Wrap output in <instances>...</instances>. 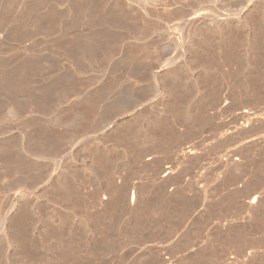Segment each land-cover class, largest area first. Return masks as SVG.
Returning <instances> with one entry per match:
<instances>
[{
  "label": "rangeland",
  "instance_id": "1",
  "mask_svg": "<svg viewBox=\"0 0 264 264\" xmlns=\"http://www.w3.org/2000/svg\"><path fill=\"white\" fill-rule=\"evenodd\" d=\"M263 14L0 0V264H264Z\"/></svg>",
  "mask_w": 264,
  "mask_h": 264
},
{
  "label": "bare ground",
  "instance_id": "2",
  "mask_svg": "<svg viewBox=\"0 0 264 264\" xmlns=\"http://www.w3.org/2000/svg\"><path fill=\"white\" fill-rule=\"evenodd\" d=\"M256 9H257V8H256ZM253 10H254V9H253ZM263 15H264V14H263ZM259 18H260V17H259ZM249 22H250V21H249ZM254 37H255V36H254ZM247 113H249V112H247ZM241 114H242V113H241ZM244 114H246V113H243V115H244ZM246 115L249 116V114H246ZM240 116H241V115H240ZM244 116H245V115H244ZM244 116H243V117H244ZM243 117H242V118H243ZM242 118H241V119H242ZM242 120H243V119H242ZM244 120H245V119H244ZM244 120H243V121H244ZM246 121H247V120H245L244 122H246ZM257 121H258V120H257ZM254 124H255V123H254ZM246 125H247V124H246ZM251 125H252V124H251ZM254 126H255V125H254ZM248 127H250V125H249V126L240 127V131H241V132H245V133H247V132L249 131ZM256 128H257V126H256ZM237 130H238V129H237ZM235 131H236V130H235ZM250 131H252V130H250ZM254 131H255V129H254ZM245 133H243V134H245ZM249 133H250V132H249ZM234 134H235V133H234ZM238 134H241V135H242V133H238ZM230 135H231V134H230ZM230 135H228V138H229ZM246 135H248V134H246ZM231 136H233V135H231ZM231 136H230V137H231ZM239 136H240V135H239ZM248 136H249V135H248ZM226 137H227V136H226ZM174 147H175V146H174ZM192 148H193V147H192ZM189 149H190V148H189ZM172 150H173V149H172ZM190 150H191V149H190ZM194 150H195V148H194ZM194 150H193V151H194ZM191 152H192V151H191ZM172 153H173V152H172ZM192 153H194V152H192ZM192 153H191V154H192ZM194 156H195V155H194ZM147 158H148V159L146 160V161H147V164H148V163L150 164V163L152 162V159L155 158V157H152V159H151L150 157L147 156ZM190 158H191V156H190ZM176 159H177V158H176ZM153 160H154V159H153ZM149 161H151V162H149ZM154 161H156V160H154ZM154 161H153V162H154ZM231 161H232V159H231ZM183 162H184V161H183ZM183 162H182V163H183ZM185 162H186V161H185ZM141 163H142V161H141ZM141 163H140V164H141ZM144 163H145V162H144ZM147 164L145 163V165H147ZM152 164H154V163H152ZM156 165H157V164H156ZM160 168H161V167H160ZM168 168H169V167H168ZM168 168H164V169H162V170L159 169V170H161L160 173L163 174L162 177H161V180H160V185H163L164 182H162V181H165V180H164L165 177H166V176L168 177V175H170V168H169V169H168ZM172 168H173V167H172ZM157 171H158V170H157ZM158 172H159V171H158ZM157 174H158V173H157ZM153 175H155V174H153ZM173 175H174V174H173ZM172 177H173V176H172ZM169 179H171V178L169 177ZM169 179H168V181H169ZM165 182H166V181H165ZM160 185H159V187H160ZM134 186H135V185H134ZM163 186H164V185H163ZM129 189H130V186H125V187H123V189L121 190V192H123V195L126 196V193L128 194ZM139 189H140V188H139ZM152 189H153V188H152ZM156 189H157V188H156ZM137 190H138V188H137ZM153 190H154V189H153ZM172 191H173V190H172ZM172 191H171V192H172ZM121 192H120V193H121ZM133 192H134V191H133ZM157 192H158V190H157ZM124 193H125V194H124ZM134 193H135V194H138V193H141V192H138V193H137V192L135 191ZM159 193H160V192H159ZM255 193H256V192H255ZM135 194H132L131 202L133 201V196H134V199L137 200V203H140V202H141V199L138 197V195H135ZM246 194H247V193H246ZM248 194H249V193H248ZM154 195H156V194H154ZM139 196H141V195H139ZM149 196H150V194H149ZM174 196H175V195H174ZM152 198H153V196H152ZM243 198H244V197H243ZM245 198H247V197H245ZM249 198H250V197H249ZM110 199H111V198H110ZM110 199H109V200H110ZM124 199H125V198H124ZM111 200H112V199H111ZM167 200H168V199H167ZM244 200H245V199H244ZM261 200H262V199H261ZM148 201H149V200H148ZM120 202H121V201H120ZM120 202H119V203H120ZM259 202H262V201H260V197H259L258 195H254L253 197L250 198V202H249V204H250L251 207H252V205H253V206H257V204H259ZM147 203H148V202H147ZM245 203H246V202H245ZM145 204H146V203H145ZM260 204H261V203H260ZM101 205H102V204H101ZM119 205H120V204H118V206H119ZM123 205H124V204H123ZM246 205H247V204H246ZM120 206H121V205H120ZM132 206H133V205H132ZM257 207H258V206H257ZM132 208H133V207H132ZM138 208H139V207H138ZM248 208H249V207H248ZM135 209H136V208H135ZM252 209H253V208H252ZM254 209H256V208L254 207ZM128 210H129V209H128ZM134 211H135V210H134ZM254 211H255V210H254Z\"/></svg>",
  "mask_w": 264,
  "mask_h": 264
}]
</instances>
